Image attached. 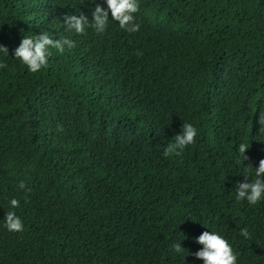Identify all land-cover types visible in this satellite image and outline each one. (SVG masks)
<instances>
[{
    "label": "trees",
    "instance_id": "obj_1",
    "mask_svg": "<svg viewBox=\"0 0 264 264\" xmlns=\"http://www.w3.org/2000/svg\"><path fill=\"white\" fill-rule=\"evenodd\" d=\"M138 3L133 33L107 0H0V264H204L205 231L264 264V198L237 199L264 159V0ZM97 4L103 33L68 30ZM44 32L75 46L33 73L15 49Z\"/></svg>",
    "mask_w": 264,
    "mask_h": 264
},
{
    "label": "clouds",
    "instance_id": "obj_2",
    "mask_svg": "<svg viewBox=\"0 0 264 264\" xmlns=\"http://www.w3.org/2000/svg\"><path fill=\"white\" fill-rule=\"evenodd\" d=\"M107 5L112 19L117 21L122 29L133 33L139 31L140 25L135 23V14L139 11L138 0H107ZM92 17L93 19L90 22L88 16L84 14L80 16L68 15L64 22L68 30H74L78 34H83L86 26L93 27L97 33H103L108 26L109 11L97 4L92 12ZM65 45L68 47L75 46L70 39H53L47 32L35 37L24 36L20 45L15 49V58L21 60L29 71L36 73L47 66L51 55L50 48H55L62 53ZM0 52L7 55L9 50L0 44ZM4 67H7V65L0 63V68ZM260 120L264 124V119L260 117ZM196 136L197 128L191 123H184L182 133L176 135L174 142L167 145L164 155L166 157L172 154L180 155L188 145L195 142ZM248 148L249 146L244 143L239 144L238 152L244 156V161L248 159L245 155ZM255 169L256 178L250 183L247 180L242 183L238 182L237 188V199H246L253 205L264 198V159L260 160L259 167ZM21 187H24L23 183H21ZM10 204L12 208H16L19 206V201L12 199ZM5 221L9 231L18 232L24 230L21 218L14 211L7 212ZM240 234L245 238H251L247 228L243 229ZM196 240L203 245V248L196 252L195 255L198 259H202L204 264H237V253H235L228 240L217 232L205 231ZM173 247L178 253L183 248L181 242L175 243Z\"/></svg>",
    "mask_w": 264,
    "mask_h": 264
}]
</instances>
